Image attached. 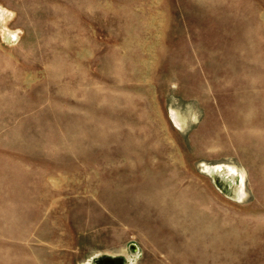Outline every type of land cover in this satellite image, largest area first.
Returning <instances> with one entry per match:
<instances>
[{
    "label": "rangeland",
    "instance_id": "obj_1",
    "mask_svg": "<svg viewBox=\"0 0 264 264\" xmlns=\"http://www.w3.org/2000/svg\"><path fill=\"white\" fill-rule=\"evenodd\" d=\"M87 1L0 0V243L8 252L0 264H31L22 258L27 253L37 261L33 264H171L165 242L161 251L150 243L159 232L176 237L170 224L147 214H121V192L144 187L147 178L119 186L123 164L104 163L122 154L126 141L119 122L135 107L103 101L105 79L115 77L106 48L119 39L116 25L90 12ZM155 2L154 10L164 23L171 20L172 31L162 42L163 55L151 57L145 93L160 123L148 131L143 123L129 128L143 135L165 133L186 180L219 210L264 214V136L239 135L234 127L241 94L252 98L256 122L264 126L262 94L243 90L240 83L225 91L212 76L264 72V0H228V10L194 0ZM84 32L100 46L94 56L77 45ZM59 56L78 74L52 75L48 66ZM4 60L21 81L12 78ZM121 85L129 89L131 82ZM131 116L140 118L134 111ZM229 166L237 169L232 185L224 176ZM43 189L51 190L47 197ZM41 202L46 212L49 206L53 211L41 214ZM48 219L57 229L45 226ZM132 220L135 226L128 224ZM263 232L264 227L233 264H264Z\"/></svg>",
    "mask_w": 264,
    "mask_h": 264
},
{
    "label": "bare ground",
    "instance_id": "obj_2",
    "mask_svg": "<svg viewBox=\"0 0 264 264\" xmlns=\"http://www.w3.org/2000/svg\"><path fill=\"white\" fill-rule=\"evenodd\" d=\"M155 1H87V8L90 12H95L108 23L116 25L114 34L119 39L117 44L112 42L113 44L106 48V55L113 60L108 65V70L112 71L115 77L105 79L103 101L110 105L113 102L129 105L133 103L135 107V109L128 110L127 115L119 122L123 129L121 136L126 141L122 154L113 158L106 157L104 163L113 168L118 167L119 163L123 164L125 170L118 174L120 175L119 186L136 184L147 178L144 187L126 188L121 192L123 193L119 198L121 214L130 215L133 212L142 214V216L147 214L170 224V231L173 230L176 237L170 235L171 237L166 238L159 232L152 240L150 239V243L159 251L162 250L161 242H165L163 245L168 252L166 255L169 263L219 264V261L224 260L223 264H233L237 257L251 250L253 238L260 234L264 227V214L258 213L257 216L250 217L238 215L241 212L232 214L219 210L197 184L186 180L183 167L179 163L180 159L165 133L153 131L143 135L141 131L133 132L129 128L130 125L137 126L143 123L145 124L143 129L148 131L160 123L159 118L157 120L153 118L154 105L148 101L145 93H148L150 89L149 75L153 69L151 57L163 55L162 42H165L172 31L168 30L171 20L164 23L159 18V13L154 10L153 3H157ZM194 2L198 6L208 8L210 6L218 8L225 6L226 10L231 8L227 4L228 0H194ZM251 37L252 35L248 37L247 42H244V49H248V45L251 44ZM77 45L85 46L92 56L100 49V46L98 47L88 39L86 32H84V39L79 40ZM66 60L67 58L60 56L53 58L48 66L50 73L54 76L74 77L76 73L74 65L67 63ZM4 61V64L11 67L9 62ZM77 62L80 64L78 60ZM77 69L80 70V66ZM212 76L215 81H219L225 91H233L237 83H240L243 90H260L263 100L260 106H264V72L227 71L225 73L214 72ZM12 78L21 81L19 73L14 68H12ZM123 80L131 82L130 91L121 85ZM77 93L79 90L76 91ZM239 99L242 102L239 104L241 110L235 115V133L257 138L264 136V126L256 122L255 104L252 98L241 94ZM133 111L137 112L142 121L140 118L136 119L131 116ZM173 116L177 123L176 114L173 113ZM221 168L222 165L217 166L218 170ZM94 173L97 175L96 172ZM236 174L237 169L229 166V172L224 174L229 184L232 185L235 182ZM50 192L51 190L43 189L42 196L47 197ZM240 192L241 196L246 195L244 176ZM46 205L45 202L40 203L41 214L43 211L46 214L53 211L49 206L46 212ZM45 223L48 228L57 229L58 227V223L51 219ZM128 224L135 226L136 222L132 220ZM141 226L145 229L149 227L145 223ZM39 236L42 238L43 235L39 234ZM21 237L30 240L28 234H23ZM5 248L6 244L0 243V258L8 255ZM22 258L31 264L37 262L28 253L23 254Z\"/></svg>",
    "mask_w": 264,
    "mask_h": 264
}]
</instances>
